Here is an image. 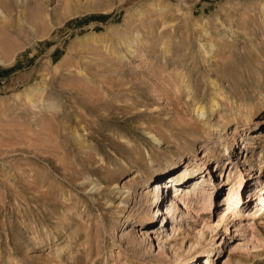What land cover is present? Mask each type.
Returning a JSON list of instances; mask_svg holds the SVG:
<instances>
[{"label":"rangeland","instance_id":"374dc122","mask_svg":"<svg viewBox=\"0 0 264 264\" xmlns=\"http://www.w3.org/2000/svg\"><path fill=\"white\" fill-rule=\"evenodd\" d=\"M186 167L204 190L173 210L157 183ZM240 173L245 226L216 234ZM256 194L264 0H0V264H204L213 247L211 264H264Z\"/></svg>","mask_w":264,"mask_h":264},{"label":"bare ground","instance_id":"6f19581e","mask_svg":"<svg viewBox=\"0 0 264 264\" xmlns=\"http://www.w3.org/2000/svg\"><path fill=\"white\" fill-rule=\"evenodd\" d=\"M19 17L21 18V16H19ZM22 19H20V20H22ZM202 51H203L204 55L208 54L210 52V50L207 49V47L205 45H202ZM199 111H200V114L202 115V117L206 115V111H205L204 107L200 108ZM214 111L215 110L212 109V112H214ZM240 122L241 121H239L237 117H234L231 120L226 121L222 125V130L225 132L227 130V128H229L230 125H238V124H240ZM244 124H250L251 126H255L258 124V121L253 118V119L247 120ZM233 139L236 140L235 137ZM156 140L158 141V139H156ZM227 150H229V149H227ZM203 157H206V156L204 155ZM202 172L203 171H201L200 168H198L196 173L192 174L188 170V168L186 167L185 169L181 170L176 175L179 177L178 181H175V178H174L175 176H172V177L170 176L171 177V178L169 177L170 181L165 182V183L164 182L157 183L159 188H167L168 192H169V190H171V188H176V190L174 191V195L172 196L171 204H170L173 207V210L174 209L179 210L181 205H183V207H185L187 210H189V205L191 202H188V199L189 198H197L198 193L201 191L203 193L204 188L202 187V189H201L200 184L203 183L204 181L200 180L201 181L200 183H199V181L195 182V184L193 186V190H191V187L187 186V182H189V180L196 178V176L200 175ZM201 175H203V174H201ZM172 181H174V182L172 184H170ZM163 184H165V185H163ZM227 184L228 185L230 184L231 186H230V188H228V190H226V194L223 197V200H224L223 207L224 208L221 211V216L218 219V221L216 223L212 224V230L215 231L214 233H216V234H219L221 229L229 222L231 223V222L236 221L239 226L244 225L243 221H242L243 213H242V210L240 208L241 203L243 202V195L241 193V188L245 184L243 174L240 173L238 176L236 175L233 181L230 178H228ZM260 189L261 188L257 189V187H256V191L258 190V192H259ZM128 192L131 194V190H128ZM163 195H164V193L161 195V197H164ZM257 195H259V194H256V197H257ZM159 199H160V196L157 197V201H159ZM256 200L258 201V203L253 206L254 209L252 211L247 212V216H249L250 219L252 221H254V224H255V221L258 218H260V216L264 213V199H263V197L258 196ZM157 206H158V202H157V205L154 207H157ZM160 212H161V208H159L156 213L158 214ZM152 213H153V211H152ZM144 219L147 221V217H144ZM205 225L208 226L207 223ZM246 226H247V224H246ZM147 228H150L147 230H151L152 233L156 232L154 226L153 227H147ZM252 228H254V227H252ZM172 230H173L172 232L174 234L179 229L177 226L174 225ZM255 240H256V238H255ZM256 243H255L254 247H258L256 245ZM215 244L221 245L222 243H221V241L220 242L217 241ZM212 250H213L212 256L215 257L218 252L214 253V250H216L214 247ZM212 256L206 257V262L204 264H211L212 263V258H211ZM197 263H198L197 261L194 262V264H197ZM181 264H188V261L185 260V261L181 262Z\"/></svg>","mask_w":264,"mask_h":264}]
</instances>
